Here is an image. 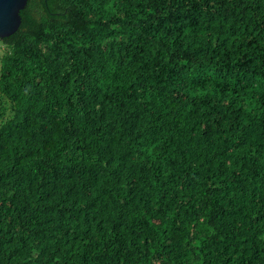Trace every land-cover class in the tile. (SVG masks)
<instances>
[{
  "label": "trees",
  "instance_id": "16d2710c",
  "mask_svg": "<svg viewBox=\"0 0 264 264\" xmlns=\"http://www.w3.org/2000/svg\"><path fill=\"white\" fill-rule=\"evenodd\" d=\"M21 16L0 39V264H264V0Z\"/></svg>",
  "mask_w": 264,
  "mask_h": 264
},
{
  "label": "water",
  "instance_id": "95a60500",
  "mask_svg": "<svg viewBox=\"0 0 264 264\" xmlns=\"http://www.w3.org/2000/svg\"><path fill=\"white\" fill-rule=\"evenodd\" d=\"M28 0H0V39L14 35L22 25L21 12Z\"/></svg>",
  "mask_w": 264,
  "mask_h": 264
},
{
  "label": "rangeland",
  "instance_id": "374dc122",
  "mask_svg": "<svg viewBox=\"0 0 264 264\" xmlns=\"http://www.w3.org/2000/svg\"><path fill=\"white\" fill-rule=\"evenodd\" d=\"M1 49V52H0V57H1V55H3V53L5 52L4 51V47L2 46V48H0Z\"/></svg>",
  "mask_w": 264,
  "mask_h": 264
}]
</instances>
